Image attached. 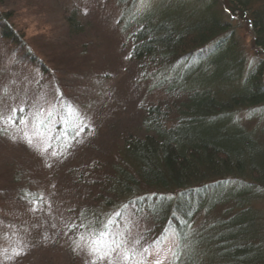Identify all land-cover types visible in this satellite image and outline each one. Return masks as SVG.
<instances>
[{
	"label": "rangeland",
	"instance_id": "1",
	"mask_svg": "<svg viewBox=\"0 0 264 264\" xmlns=\"http://www.w3.org/2000/svg\"><path fill=\"white\" fill-rule=\"evenodd\" d=\"M177 1L151 0L140 10L138 0H0V264H109L98 259L105 252L113 264H171L188 247L174 225L159 231L146 215L119 217L123 201L111 196L96 209L88 187L94 166L116 160L128 126L147 117L150 106L182 99L177 90L153 85L181 64L142 69L132 53L135 16L159 15ZM74 7L78 28L67 22ZM182 12L183 23L192 22V11ZM225 21L214 40L230 33L244 48L245 68L264 63L246 21L239 15ZM2 24L17 33L14 43L2 37ZM252 111L264 112V105ZM133 191V199L143 196L137 187ZM253 207L264 217V198ZM203 220L200 213L191 225ZM113 240L126 243L112 252ZM93 241L98 253L89 247ZM124 248L134 257L127 262Z\"/></svg>",
	"mask_w": 264,
	"mask_h": 264
},
{
	"label": "trees",
	"instance_id": "2",
	"mask_svg": "<svg viewBox=\"0 0 264 264\" xmlns=\"http://www.w3.org/2000/svg\"><path fill=\"white\" fill-rule=\"evenodd\" d=\"M257 1L263 6L254 11L247 0H180L132 21L139 26L132 53L142 69L183 66L153 83L182 99L150 106L147 117L128 126L116 160L94 166L88 187L96 209L111 196L123 201L119 217L146 215L158 230L174 225L188 247L171 264H264V217L253 210L264 198V112L252 111L264 105V63L245 68L244 48L230 33L214 40L225 20L239 15L264 58V0ZM184 8L192 22L181 20ZM78 12L70 11L71 28L79 27ZM5 25L2 37L14 43L18 35ZM136 187L143 196L133 199ZM200 213L204 220L191 225Z\"/></svg>",
	"mask_w": 264,
	"mask_h": 264
},
{
	"label": "snow or ice",
	"instance_id": "3",
	"mask_svg": "<svg viewBox=\"0 0 264 264\" xmlns=\"http://www.w3.org/2000/svg\"><path fill=\"white\" fill-rule=\"evenodd\" d=\"M150 4H151V0H138V5H139V9L142 10L146 7H150ZM0 119H5L4 117L0 116ZM7 119L11 120V117H8ZM2 130V129H0ZM39 134V133H37ZM31 139L29 138L28 139V143L31 144ZM100 236L102 237L103 236V233L100 234ZM98 240H99V237H98ZM97 243L98 241H93V245L92 246H89L91 248V251L92 252H96L98 253L99 252V247L97 246ZM126 242L124 241H117V240H113V244H115V248H111V246H109L110 250L112 252H115L116 249H119L121 248L122 244H124ZM134 243H138V241L134 242ZM131 249H128V248H124L123 250V256H122V260L127 262L128 260L130 259H133L134 257L132 255H129ZM144 251L146 252L147 249H144ZM17 255H19V253H17ZM98 259L100 261H104V260H108L109 264H113V261L111 259V256L109 254V252H105L103 255H99L98 256ZM90 264H96V261L93 260V261H90ZM155 264H162V261H160L159 259H157L155 261Z\"/></svg>",
	"mask_w": 264,
	"mask_h": 264
}]
</instances>
